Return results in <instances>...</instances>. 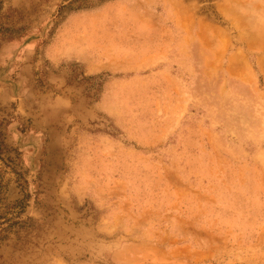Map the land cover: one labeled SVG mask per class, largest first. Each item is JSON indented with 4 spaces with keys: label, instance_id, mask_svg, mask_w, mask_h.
<instances>
[{
    "label": "rangeland",
    "instance_id": "rangeland-1",
    "mask_svg": "<svg viewBox=\"0 0 264 264\" xmlns=\"http://www.w3.org/2000/svg\"><path fill=\"white\" fill-rule=\"evenodd\" d=\"M0 264H264V0H0Z\"/></svg>",
    "mask_w": 264,
    "mask_h": 264
}]
</instances>
